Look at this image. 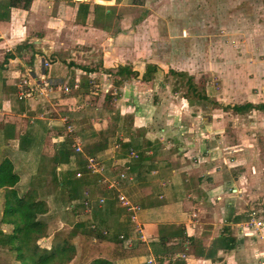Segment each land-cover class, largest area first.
<instances>
[{
  "label": "crops",
  "instance_id": "1",
  "mask_svg": "<svg viewBox=\"0 0 264 264\" xmlns=\"http://www.w3.org/2000/svg\"><path fill=\"white\" fill-rule=\"evenodd\" d=\"M144 1L30 0L24 7L23 0L12 5L0 0V162L11 161L19 193L35 190L46 200L52 212L47 228L58 229L63 224L56 204L60 186L74 188L73 180L65 181L67 168L76 173L84 168L87 155L98 157L103 175L117 184L107 187L95 180L96 174L84 171L81 177L90 189L91 203L76 219L106 231L123 247L139 249L114 264H261L264 227L243 233L236 227L240 216H247L242 209L252 208L245 205L244 195L236 196L235 185L242 179L226 176L230 169L219 177L216 167L206 176H194L188 163L179 161L176 167L171 159H160L157 136L141 146L142 135L135 132L144 129L134 128V113L107 115L113 108H104L97 103L100 96L90 95L91 89L107 84L119 65L139 68L142 78L152 62L151 56L141 59L147 51L140 46L150 29H143L141 17H134ZM44 61L49 64L44 66ZM115 78L114 83L120 79ZM26 88L32 94L19 98ZM161 131L181 146L179 132L171 133L168 126ZM101 137L106 138L104 148L86 149L98 145ZM75 142L81 144V152L73 150ZM130 149L138 156H130ZM61 151L72 155L69 163ZM121 171L124 177H119ZM119 191L139 206L135 221L118 201ZM3 203L0 187V228L5 231L11 227L1 224Z\"/></svg>",
  "mask_w": 264,
  "mask_h": 264
},
{
  "label": "rangeland",
  "instance_id": "2",
  "mask_svg": "<svg viewBox=\"0 0 264 264\" xmlns=\"http://www.w3.org/2000/svg\"><path fill=\"white\" fill-rule=\"evenodd\" d=\"M134 17H141V27L150 29L140 42L147 51L145 56L143 50L141 59L151 56V63L163 66L152 73L148 83L140 78L139 68L115 83L118 75L112 74L106 85L91 89L90 95L100 96L97 103L104 108H113L107 115L134 113L137 121L131 126L144 129L135 132L146 139L140 138L141 146H148L151 136H157L160 159H171L176 167H180L179 161L188 163L194 176H206L216 167L221 177V171L230 169L226 176L242 179L235 185L237 198L244 195L245 205L252 207L242 209L247 216H240L237 229L243 233L244 229L264 227V111L236 113L230 107L264 102V0H145ZM48 64L44 61V66ZM169 69L184 75L169 73ZM187 75L193 77L197 95L205 94L208 99L187 93ZM185 102L190 107H183ZM167 126L171 133L179 132L181 146L162 133L161 128ZM119 137L117 142L122 141ZM105 139L101 137L99 142ZM59 213L68 218L64 209ZM249 221L259 225L248 227ZM69 228L64 225L63 231ZM56 230L47 228L48 236L39 240L41 245H49L48 238L51 241ZM240 247L243 256L244 247ZM11 259V254L0 251V264H11ZM68 264H79L77 257Z\"/></svg>",
  "mask_w": 264,
  "mask_h": 264
},
{
  "label": "trees",
  "instance_id": "3",
  "mask_svg": "<svg viewBox=\"0 0 264 264\" xmlns=\"http://www.w3.org/2000/svg\"><path fill=\"white\" fill-rule=\"evenodd\" d=\"M11 5L20 0H7ZM24 7L30 0H23ZM81 6H84L83 4ZM156 64L148 63L142 79L149 80L152 73L156 72ZM132 69L128 65H119L116 74L122 78L132 74ZM169 73L183 76V72L169 69ZM192 76L187 75V93L192 91L195 96L201 99H208L205 94L197 95ZM228 107V106H226ZM236 113H243L247 110L257 109L264 111V102L234 104L230 106ZM105 141V140H104ZM103 141V142H104ZM88 146L86 149L100 150L105 144ZM106 143V142H105ZM102 146V147H101ZM62 158H68V163L72 155L66 152ZM94 156V155H93ZM96 157V156H95ZM98 158V157H97ZM78 168V167H77ZM82 168V167H81ZM83 173L85 168L80 169ZM76 169H68L65 172V181L73 180L71 187L60 186L56 204L58 211H67L68 218L62 217L63 224L56 230L49 245H41L40 239L47 235V223L52 217V212L46 200L39 197L35 190H28L21 194L14 187L18 176L14 173L12 163L5 158L0 162V187L4 188V203L1 224L8 225L11 229L0 228V251L11 254V264H68L77 257L79 264H114L120 258L134 256L140 253L139 249L123 247L120 241L114 237L104 234L103 231L91 226L85 220H77L76 214L84 207L83 190L90 192L87 185H84L82 174L75 175ZM68 177V178H67ZM97 181L98 176L95 175ZM90 195V193H89ZM77 197V198H75ZM54 213V212H53ZM70 215V216H69ZM70 228L63 231L64 225ZM64 233V236H61ZM77 237V241H72ZM95 237V239H93Z\"/></svg>",
  "mask_w": 264,
  "mask_h": 264
},
{
  "label": "built area",
  "instance_id": "4",
  "mask_svg": "<svg viewBox=\"0 0 264 264\" xmlns=\"http://www.w3.org/2000/svg\"><path fill=\"white\" fill-rule=\"evenodd\" d=\"M75 1H83V0H75ZM22 82H25V81L23 80ZM31 94H32V90L30 88H26V89L21 90V93L18 97L21 98L23 96H29ZM68 130H69V128H68ZM72 146H73V150L75 152H81L82 151V147H81L80 143L75 142V143H73ZM129 153H130V156H132V157L138 156V154L132 149L129 150ZM83 167L85 168V171H87L88 173L99 175L98 181L100 183H105L107 187H114L115 184H117V181H110L103 175V173H102L103 165L97 157H95L93 155H87L85 157V162H84ZM75 174H76V176H81L82 172L80 170H77V172ZM118 175H119V177H124L125 172L121 171L118 173ZM84 195H85V197L83 198V204H84V207L88 208L90 206V203H91V199L89 197V192L85 190ZM117 199L120 202L121 206H123L126 209V211H128L130 220L135 221L136 212L139 209V206L137 204L129 201L128 198L123 193H121L120 191L117 193ZM103 201H104L103 197H100L98 199L99 203H102ZM253 224L259 225V223L257 221H249L248 227L250 225H253ZM103 233L105 234L106 231L103 230ZM93 239H95V237Z\"/></svg>",
  "mask_w": 264,
  "mask_h": 264
}]
</instances>
